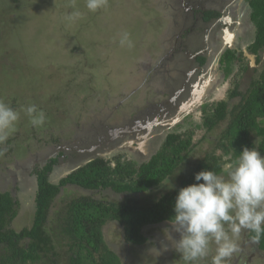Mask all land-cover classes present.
Wrapping results in <instances>:
<instances>
[{
  "label": "rangeland",
  "instance_id": "obj_1",
  "mask_svg": "<svg viewBox=\"0 0 264 264\" xmlns=\"http://www.w3.org/2000/svg\"><path fill=\"white\" fill-rule=\"evenodd\" d=\"M234 1L237 0H227V6L222 7L218 0H106L104 7L93 12L87 9V0H20L18 6L11 0H0L1 44H12L6 46V54H0L6 55L0 73V101L19 113L15 129L7 138L12 143L7 146L0 142L4 151L0 157V190L19 188L21 208L13 224L17 231L33 224L36 179L31 171L35 165L44 164L50 153L60 156L62 150L69 149L75 156L82 152L86 165L87 159L98 155L93 147L95 138L88 149L76 141L98 134L116 144L101 154H122L125 159L140 161L159 149L171 128L179 125L190 128V121L201 123L203 104L212 105L226 98L231 84L219 76L220 71H212L208 78L197 75L188 83L193 93L188 101L183 99L182 104L172 101L181 95V89L184 92L186 89L180 85L181 73L176 69L188 66L194 72L189 56L200 52L187 55L185 49L192 51L203 45L201 23L189 18L190 8L215 7L224 11L223 18L206 27L207 53L214 52L217 58L223 46V50L233 45L247 48L255 27L244 24L248 17L242 12L250 8L243 0L232 4ZM74 11H79L81 16L68 20ZM192 29L196 31L194 34ZM124 33L129 35L131 47L120 44ZM9 46L15 48L11 50ZM167 58L170 61L165 63ZM234 65L239 69L237 63ZM163 79L166 82L174 79L172 88L176 91H165ZM197 90L199 93L195 94ZM31 105L45 115V122L39 127L32 125L26 113ZM151 107L160 109L159 116L172 117L168 120L157 117L146 123L138 120L141 128L123 130L129 132L128 137L122 129L118 134H106L104 126L116 128L125 118H132L140 111L145 113ZM204 133L205 130H199L196 141ZM68 155L60 157L64 164L71 161L66 160ZM229 166L227 163L224 168ZM60 170L61 165L54 173L55 182L75 168L63 174ZM178 182L177 177L174 185ZM166 228H170L169 223L146 227L147 242L143 246L126 243L117 222L108 223L103 232L105 241L123 264H186L166 239ZM242 231L236 239L239 250L226 264H264V256L252 251V242ZM171 235L180 238L178 233ZM163 245L168 246L167 250ZM155 248L160 250L159 255ZM215 249L214 241L210 242L209 255L198 263L211 264Z\"/></svg>",
  "mask_w": 264,
  "mask_h": 264
},
{
  "label": "trees",
  "instance_id": "obj_2",
  "mask_svg": "<svg viewBox=\"0 0 264 264\" xmlns=\"http://www.w3.org/2000/svg\"><path fill=\"white\" fill-rule=\"evenodd\" d=\"M19 1L11 0L17 6ZM248 4L255 36L246 49L256 58V66H251L242 45L223 53L221 66L231 87L225 99L201 106V123L190 121V128H171L159 149L140 161L122 154H100L58 182L53 176L63 152L48 157L31 171L36 179L34 221L20 231L13 225L21 208L19 188L0 190V264H123L105 241L103 230L108 223L122 227L126 243L143 246L147 242L144 229L169 222L178 191L196 183V173L223 172L244 147H257L264 155V0H248ZM204 14L207 22L223 15L218 8H206ZM1 43L0 38L4 55L12 44ZM5 56H0L1 74ZM205 61L202 57V64ZM199 130L205 133L196 141ZM2 143L10 146L12 142ZM242 233L252 242V251L264 256V234L254 238L250 230Z\"/></svg>",
  "mask_w": 264,
  "mask_h": 264
},
{
  "label": "clouds",
  "instance_id": "obj_3",
  "mask_svg": "<svg viewBox=\"0 0 264 264\" xmlns=\"http://www.w3.org/2000/svg\"><path fill=\"white\" fill-rule=\"evenodd\" d=\"M105 4L106 0H87L86 7L95 12ZM245 13L246 8L242 14ZM80 16L79 11H74L67 19L72 21ZM120 44L131 47L127 33L122 35ZM217 63L213 61L212 66ZM26 113L33 126L44 124V113L37 112L34 105L27 107ZM18 119L19 113L0 101V142L14 131ZM194 179L196 183L178 191L174 215L168 222L170 228L164 229L165 237L186 264L206 258L213 241L216 249L211 264H226V260L239 250L236 239L243 229L254 232V238L264 234V155L257 147H244L223 172L218 174L205 169L196 173ZM172 232L178 233L180 238L174 239ZM167 247L163 245L164 250ZM154 250L160 254L159 249Z\"/></svg>",
  "mask_w": 264,
  "mask_h": 264
},
{
  "label": "flooded vegetation",
  "instance_id": "obj_4",
  "mask_svg": "<svg viewBox=\"0 0 264 264\" xmlns=\"http://www.w3.org/2000/svg\"><path fill=\"white\" fill-rule=\"evenodd\" d=\"M213 2H215V1H217V0H212ZM238 1V0H237ZM248 6H249V4H248V0H243ZM218 2H222V3H220L221 5H222V7H226L227 6V0H225V1H223V0H218ZM217 2V3H218ZM189 7H190V4H189ZM212 9H216L215 7L214 8H212ZM245 9V8H244ZM203 10V9H202ZM205 10H206V8L203 10V11H200L199 9L198 10H196V7L195 8H190L189 9V12H188V16H189V18H191V19H193L194 21H197V22H200L201 23V25H199V28L201 29V32H200V35H201V37H202V39H200V42H203V45H197V47H196V49H194V50H192V51H190L189 49H185V53L188 55V54H191V53H193V52H196V51H200V52H196V53H194V56H193V54H191L189 57V62H190V65H192L193 64V66H194V72H190V68L187 66L186 67V69H180V68H177L176 69V71H179L181 74H180V77H181V83H180V85L182 86V88H186L185 89V92L184 91H182L183 89H181V95L180 96H177V97H175L174 98V100L172 99V101L174 102L173 104H175V103H177V102H179V103H181L182 104V102H183V99H184V101H188L189 100V98L191 97V95L193 94L191 91H189V89H190V85L188 84V83H191V80L195 77V76H197L198 75V78L199 77H203V76H207V78L209 77L208 75L209 74H211L212 73V71H215L216 73L218 72V71H220V73H219V76H224L225 77V73H224V71H223V68H222V66H221V64H222V55H223V53L227 50V49H235V48H237V46H235V45H233V47L232 48H227V49H225L224 51H223V53L220 55H218L217 56V58H215L216 56H214L215 54H214V52H211V53H207L206 51H205V49H206V47H207V43H208V35L206 34V32H205V30H207V25L210 23V22H207L206 20H205V18H204V16H205ZM222 13H223V15H224V11L223 10H220ZM247 13H249V10H247ZM247 17H248V19L246 20V22H244V24H246V23H250L253 27H255L254 26V24H253V22H252V20H251V18H250V14H248L247 15ZM220 18H218V19H216V20H214L215 22L216 21H218ZM243 24V25H244ZM198 29V28H197ZM192 31V33L194 34L196 31L194 30V29H192L191 30ZM189 32H190V30H189ZM244 33H246V31L244 32ZM253 34H254V30H252L251 31V33H250V35L251 36H253ZM212 36V35H211ZM230 39H231V37L229 38L228 37V42H230ZM225 46H223L222 48H221V50H223V48H224ZM220 50V49H219ZM220 50V51H221ZM245 50H247V49H245ZM244 50V51H245ZM246 53H247V55L249 56V54H248V50L247 51H245ZM244 52V53H245ZM184 53V52H183ZM246 55V56H247ZM247 56V57H248ZM192 57V58H191ZM202 57H204L205 59H206V61L204 62V64H202V62H201V60H202ZM180 58V57H179ZM214 58L216 59V60H218V63L217 64H215L214 66H212L213 65V60H214ZM250 58V57H249ZM170 58H167V60L165 61V63L167 62V61H170L169 60ZM201 59V60H200ZM251 60V58L249 59V61ZM256 60V59H255ZM173 62H176L175 60L173 61ZM164 63V65H166ZM253 66V65H252ZM205 78V77H204ZM216 79V76H215V78H214V80ZM174 80V79H173ZM173 80H171L170 82H166V80L165 79H163V87L165 88L164 90L165 91H168V92H174V90L176 91V89L175 88H172V81ZM203 80V78L201 79V81ZM213 80V81H214ZM174 89V90H173ZM156 90H159V89H156ZM172 92V93H173ZM175 94V93H174ZM174 94H173V96H174ZM179 98V99H178ZM164 106H165V104H163ZM146 113H150V114H147V115H145ZM158 114H161L160 113V109L158 110L156 107H151V109L150 110H148V111H146L145 113L143 112V111H140L139 113H137V114H134L133 116H132V118H125L116 128L115 127H110V126H104V128L106 129L105 131H106V134L107 135H111V134H113V132H115V133H119L120 132V129H122V132H123V134H125V136H127L128 137V135H129V132L128 131H123V130H125V128L126 127H128L129 128V130H136V129H139V128H141L140 127V125H139V123H138V120H140L142 123H146V122H151L153 119H155V118H157V117H161V118H163V119H166V120H168L169 119V117L171 116H166V115H161V116H159ZM109 117V116H108ZM172 117V116H171ZM160 118V119H161ZM129 123V124H128ZM134 125H135V127H134ZM144 129V128H143ZM98 129H96V131H97ZM93 138H95V144L93 145V147H94V150H98V152H97V154L98 155H100L101 153H107L108 152V150L109 149H111L113 146H116V144H112V143H115V141H112V142H109L111 139L110 138H107L105 135H103V136H98V134L96 135V136H91V135H87L86 136V138L84 139V140H77L76 142L77 143H79V145L82 147V148H86V149H88L89 147H91V145H92V139ZM69 149H67V150H62V152H63V155H65V154H69L67 157H66V160H71V161H67V162H70L69 164H64L63 163V161L61 160V162H60V165H61V170H60V172L63 174L64 172L66 173L69 169H71V167L72 168H75L77 165H83L85 162H86V160H82V159H84L83 158V156H82V152L81 153H79L78 155H73V153H74V151H72L71 152V150H70V152L71 153H69V151H68ZM74 150H75V147H74ZM79 152V151H78ZM94 151H92L91 150V153H93ZM60 154V153H59ZM150 154V153H149ZM97 155V156H98ZM55 157L54 155H51V153H50V155L48 156V157ZM77 156V157H76ZM96 156V157H97ZM95 158V157H94ZM91 159V158H90ZM90 159H87V160H90ZM93 159V158H92ZM69 165V166H68ZM68 172H70V171H68Z\"/></svg>",
  "mask_w": 264,
  "mask_h": 264
},
{
  "label": "water",
  "instance_id": "obj_5",
  "mask_svg": "<svg viewBox=\"0 0 264 264\" xmlns=\"http://www.w3.org/2000/svg\"><path fill=\"white\" fill-rule=\"evenodd\" d=\"M224 48H225V47H224ZM224 48H223V49H224ZM223 51H224V50H222V51L220 52V55L223 53ZM249 57H250L251 60L253 61V64H252V65H254V64H255V57L252 56V55H249ZM217 61H218V60H217ZM205 90H206V89H205ZM199 99H200V98H199ZM199 99H198V101H200Z\"/></svg>",
  "mask_w": 264,
  "mask_h": 264
},
{
  "label": "crops",
  "instance_id": "obj_6",
  "mask_svg": "<svg viewBox=\"0 0 264 264\" xmlns=\"http://www.w3.org/2000/svg\"><path fill=\"white\" fill-rule=\"evenodd\" d=\"M234 3V2H233ZM183 91V90H182ZM199 92H198V90H197V92L195 93V94H198ZM199 99V98H198Z\"/></svg>",
  "mask_w": 264,
  "mask_h": 264
}]
</instances>
